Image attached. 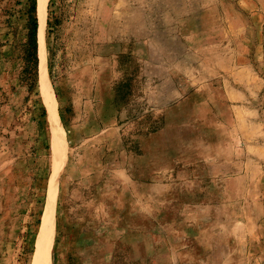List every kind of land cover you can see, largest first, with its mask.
<instances>
[{
	"label": "rangeland",
	"instance_id": "1",
	"mask_svg": "<svg viewBox=\"0 0 264 264\" xmlns=\"http://www.w3.org/2000/svg\"><path fill=\"white\" fill-rule=\"evenodd\" d=\"M0 0V264H264V29L231 0ZM226 18L233 19L228 22ZM233 23V25H231Z\"/></svg>",
	"mask_w": 264,
	"mask_h": 264
},
{
	"label": "bare ground",
	"instance_id": "2",
	"mask_svg": "<svg viewBox=\"0 0 264 264\" xmlns=\"http://www.w3.org/2000/svg\"><path fill=\"white\" fill-rule=\"evenodd\" d=\"M47 0H37V8L40 15V26L38 28V37L42 40V31L44 23V10ZM40 82L42 85V92L44 93L47 107H48V116L52 130L55 133L56 143H57V158L56 165L54 167L53 174L49 180L48 185V201L46 205L45 214L42 219L40 238H39V248L34 264H50L49 263V234H50V221L52 218L54 204L56 200V177L61 170V167L65 158V140L62 134V127L60 120L57 115L56 102L52 95L50 85L47 79V75L44 70L42 53H40Z\"/></svg>",
	"mask_w": 264,
	"mask_h": 264
},
{
	"label": "trees",
	"instance_id": "3",
	"mask_svg": "<svg viewBox=\"0 0 264 264\" xmlns=\"http://www.w3.org/2000/svg\"><path fill=\"white\" fill-rule=\"evenodd\" d=\"M37 18H36V0H30L27 10V35L25 43V70L35 68L37 64Z\"/></svg>",
	"mask_w": 264,
	"mask_h": 264
},
{
	"label": "crops",
	"instance_id": "4",
	"mask_svg": "<svg viewBox=\"0 0 264 264\" xmlns=\"http://www.w3.org/2000/svg\"><path fill=\"white\" fill-rule=\"evenodd\" d=\"M233 1V3L237 4V8L239 10L238 14L241 16H245L246 14L248 15H254L256 16V18H260L261 19V26L260 24L257 22V19L254 20L255 22V29H264V0H231ZM246 17V16H245ZM226 20L228 22H234L233 19L230 18H226ZM240 26L241 28H251L252 27V23L253 20L246 17V21H244V18H242V21L240 20ZM231 25H233V23H231Z\"/></svg>",
	"mask_w": 264,
	"mask_h": 264
}]
</instances>
